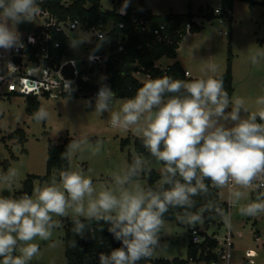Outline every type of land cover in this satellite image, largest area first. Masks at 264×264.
I'll return each mask as SVG.
<instances>
[{
	"label": "clouds",
	"instance_id": "obj_1",
	"mask_svg": "<svg viewBox=\"0 0 264 264\" xmlns=\"http://www.w3.org/2000/svg\"><path fill=\"white\" fill-rule=\"evenodd\" d=\"M128 4L124 0L121 14ZM40 11L38 0H0V50L24 48L17 25L32 22ZM86 42L76 38L69 46ZM104 42L106 37L96 50ZM262 59L264 47L249 56L253 65ZM5 65L15 68L10 61ZM208 69L215 73L218 66ZM106 79L101 77L94 104L90 99L86 106L100 116L110 113L113 128L131 130L141 140L150 157L163 164L159 180L155 185L141 182L150 169L147 158L138 154L109 172L107 182L94 183L84 169L69 167L34 187L31 195L0 196V264H30L40 252L33 241H49L62 227L55 217L70 218L72 232L81 238L92 222L108 225L120 246L101 252L99 264H140L160 246L164 217L172 209H181L176 219L190 227L202 223L205 212L230 221V212L212 199L197 207L195 198L208 197L212 188L228 187L229 203L239 205L240 215L264 213V96L256 99L258 110L249 112L243 98L229 96L222 77L205 73L184 80L163 75L145 80L134 96L123 98L119 109L113 110L116 94L103 83ZM64 86L69 94L75 91L71 81ZM32 115L43 122L49 113L41 107ZM101 144L99 140L93 144L89 137L73 139L61 158L70 161L86 147L96 155ZM18 174L9 168L0 173V182L10 185ZM241 189L256 191L255 200L239 204L246 195ZM70 245L76 247V241Z\"/></svg>",
	"mask_w": 264,
	"mask_h": 264
},
{
	"label": "rangeland",
	"instance_id": "obj_2",
	"mask_svg": "<svg viewBox=\"0 0 264 264\" xmlns=\"http://www.w3.org/2000/svg\"><path fill=\"white\" fill-rule=\"evenodd\" d=\"M102 8L111 10L116 4L120 9L124 0H100ZM137 1H134L136 4ZM201 6H209L210 9L222 7L221 0H151L148 7L157 14L186 13L192 10L196 14V21L203 25L200 32H188L180 44L179 57L183 66L188 69L191 77L200 78L208 75L220 76L227 70L229 52L232 53L233 96L241 97L249 112H256L258 105L257 97L264 96V59L259 64L253 65L249 56L258 47H264V6L251 4L248 0H234L231 12L217 16L212 20L206 19L199 12ZM46 15L37 14L32 22H24L17 25V28L25 31L26 34L35 31L38 26L44 25ZM231 17V19H230ZM228 31V33H225ZM98 30L95 28L68 29L67 35L72 39L80 38L88 40L76 47H70L69 58L77 62L80 70L83 62L88 60L91 53L88 47H97L100 40L97 39ZM99 49L104 53V57L109 54V43H103ZM5 58L0 54V77L7 76ZM174 59L164 56L156 65L165 68L172 64ZM30 64V65H29ZM217 65L215 73L209 71V65ZM42 68V64L29 63L23 67L26 74H37ZM102 69L95 73H83L82 78L89 83L98 84L101 77H104ZM135 76L141 81L148 79V75L136 72ZM16 82V89L21 90L19 78L4 79L0 86L3 93L0 100V173H6L9 168L18 170V176L9 185L0 182V196L15 197L29 175H45L47 172L48 150L51 144H61L66 138L82 139L89 137L94 144L101 141V150L93 155L87 147L73 155L69 167L73 169L82 168L86 175L93 178L94 183L107 182L108 173L118 171L121 167L133 159L138 153L134 141L137 136L131 131H124L113 128L110 124V113L100 116L93 112V108L86 106L85 102L93 96H73L72 94L60 95L58 91L51 95L39 90L36 94L43 107L49 113L48 118L43 122H37L33 115L27 111L28 103L26 94H9L11 90L10 82ZM78 90V87H74ZM127 97H119L113 104V110H118L121 100ZM22 129L23 138L13 134ZM130 139L129 143L123 145V141ZM145 157V156H143ZM148 167L151 170L161 172L163 164L153 159H148ZM53 175H58V170L53 171ZM148 173L142 176L141 182L147 184ZM47 181L35 180V187L42 186ZM246 195L239 204L249 203L255 200L257 195L252 194V189L244 190ZM225 197L228 193L224 188ZM264 191V189L262 190ZM239 205H232L231 216L228 223L218 219L210 228L202 227V231H207L208 235L216 233L219 241H223L227 232H233V261L231 264H244L243 258L248 248L256 251L255 264H264V213L255 216H243L238 211ZM62 222V227L54 230L49 241H42L37 238L35 243L39 244L40 252L30 264H65L66 242L65 223L68 218L55 217ZM164 225L160 232L161 242L153 256L159 258H186L188 246L191 239L190 226L179 224L175 220H164ZM55 243V247H51ZM199 264H208L200 261ZM218 264H227L219 262Z\"/></svg>",
	"mask_w": 264,
	"mask_h": 264
},
{
	"label": "trees",
	"instance_id": "obj_3",
	"mask_svg": "<svg viewBox=\"0 0 264 264\" xmlns=\"http://www.w3.org/2000/svg\"><path fill=\"white\" fill-rule=\"evenodd\" d=\"M129 0L128 7L126 8V14L120 13V7L118 4L113 9H103L100 0H38L40 9L44 12H48L49 15L58 21H66L69 19H79L83 23L84 29L95 28L105 32L104 38H107L109 43V54L104 57V53L97 47H88L87 50L91 53V60H85L83 62V68L79 77L72 83L73 88L78 87L71 94L73 96H93L100 87V83L94 84L84 81L82 78L83 73H95L102 69L104 65L103 73L107 79L103 83L108 84L115 94L119 97L130 98L135 95L136 90L141 87L144 81H141L135 76L136 72H142L148 75V78H155L163 75H169L176 79H198L194 77H188L185 75V69L179 60L174 61L172 64L165 68H161L156 65V61L164 56L176 59L178 56V48L184 37L188 32H200L203 25L196 21V14L192 10L186 13H167V14H155L148 7V3L151 0ZM234 0H221L223 12L221 14H215L213 9L209 6H201L199 12L208 19L212 20L217 16H223L227 12H231ZM252 5L255 4L253 0H248ZM231 19V17H230ZM22 28V27H21ZM17 28L22 34V37L26 35L25 31ZM160 29V34L154 33L156 29ZM42 26L37 27V31H41ZM48 32L52 38L49 41L50 51L53 54V59H47L51 66H59L64 58L68 56L70 49L69 42L71 38L64 32L57 31L54 27H49ZM102 38V39H104ZM97 39H101L98 38ZM60 42V47H55V43ZM106 43V42H105ZM123 46L122 50L119 47ZM38 49H42L41 46ZM27 53L30 51L27 50ZM42 52V50L40 51ZM3 52L0 50V54ZM34 57V54H31ZM41 57H39L40 59ZM38 59V60H39ZM233 55L229 52L228 67L225 73L218 77H222L224 81V87L227 90L230 97L233 96V70H232ZM20 61L19 58L16 59ZM9 94H19V92L10 91ZM50 95L49 93H47ZM69 94L68 91L61 92L60 95ZM3 93L0 90V100ZM26 100L28 103L27 111L29 114H33L40 108V102L38 95L35 93L26 94ZM19 133V135H18ZM13 134L23 137L22 129L15 131ZM69 137L66 138L61 144H51L48 150L47 160V172L45 175H29L24 181L22 189L15 194V198H18L24 193L32 194L35 187V180L49 181L53 176L54 170H60L62 168H69L70 161L61 158V154L66 150V146L72 141ZM24 139H22V142ZM130 139L123 141L124 144H128ZM135 148L138 153L142 154L148 159L150 157L147 150L143 147L141 140L137 137L134 141ZM132 158L129 159L131 162ZM160 173L151 170L148 173L147 185H155L159 180ZM210 183V181H206ZM254 193L256 191H253ZM197 207H200L206 202L207 199L216 201L226 212L229 211V205L220 199V189L212 188L208 197H196ZM182 211L181 209H172L165 214L164 220H175L176 213ZM195 211V209H193ZM220 220V216L214 212H205L204 220L202 223H198L196 226H210L217 220ZM223 222V220H222ZM71 219L68 218L65 223V242H66V256L65 264H99V254L101 252L107 254L113 248L119 247L120 242L116 241L112 234L108 232V225L97 224L92 222L89 225V231L85 232L83 238L74 235L72 232ZM205 236V240L200 243H194L191 239L188 246V255L186 258H159L153 256L150 260L141 261L140 264H191L192 261H216L218 259V253L216 249L219 245V240L216 237V233L208 235L207 231H202ZM76 241L77 246L72 247L70 242Z\"/></svg>",
	"mask_w": 264,
	"mask_h": 264
},
{
	"label": "built area",
	"instance_id": "obj_4",
	"mask_svg": "<svg viewBox=\"0 0 264 264\" xmlns=\"http://www.w3.org/2000/svg\"><path fill=\"white\" fill-rule=\"evenodd\" d=\"M42 1V0H40ZM255 4L263 5L264 6V0H253ZM215 14H221L223 12L222 7L213 9ZM42 15H46V22L44 25H41L43 29L41 31H37V28L35 31H32L31 33L26 34L24 37H21L25 47L22 49L13 50L8 53L2 54L6 59L9 58V61L11 64L15 66L13 68L11 65H5V68L7 70V76L6 77H0V86L4 82V79H13V77L19 78L21 90L16 89V82H10L11 90L15 92H20L24 94L28 93H37L39 90H43L45 93H49L50 95L54 92L58 91L59 94L61 92H66L65 89V82L71 81L72 83L74 81L70 79H66L61 70L62 67L67 63H72L75 68V75L76 79L79 77L81 70L77 66V62L73 58H69L67 56H64L61 64L59 66H51L47 59H53V54L50 51L49 47V41L52 38L51 34L48 32L49 27L56 28L57 31H62L65 34H67L68 29H76L78 27H82L83 23L79 19H69L66 21H58L57 19L51 17L48 12L40 11ZM123 14H126V10ZM98 30V29H97ZM155 34H160V29H156L154 31ZM225 33H228L226 31ZM105 32L98 30L96 36L98 38H104ZM31 38V40L29 39ZM41 46V50L38 49ZM55 47H60V42L55 43ZM123 46L119 47V50H122ZM29 50L30 52L27 53L26 51ZM31 54H34V57H31ZM39 57H41L39 59ZM19 58L20 61H17L16 59ZM39 59V60H38ZM26 61L29 63L36 64L37 66H40L42 64V68L40 69L37 74L30 73L26 74V70H23L24 65L26 64ZM30 65V64H29ZM139 72V71H138ZM185 75L188 77H191L192 73L186 69ZM263 189H261L262 191ZM191 233H192V240L194 243H200L203 240H205V236L202 234V227H190ZM218 239V238H217ZM219 240V239H218ZM233 232L229 231L227 232L226 236L224 237L223 241H219V245L216 249V252L218 253V259L216 261L207 262L208 264H218L219 262H226L227 264H231L233 261ZM255 255L256 251L253 248H248L245 252L243 263L244 264H255ZM203 261V260H201ZM200 261H192L191 264H199Z\"/></svg>",
	"mask_w": 264,
	"mask_h": 264
},
{
	"label": "water",
	"instance_id": "obj_5",
	"mask_svg": "<svg viewBox=\"0 0 264 264\" xmlns=\"http://www.w3.org/2000/svg\"><path fill=\"white\" fill-rule=\"evenodd\" d=\"M61 72L66 79H70L72 81L76 80L75 68L72 63L65 64L62 67Z\"/></svg>",
	"mask_w": 264,
	"mask_h": 264
},
{
	"label": "crops",
	"instance_id": "obj_6",
	"mask_svg": "<svg viewBox=\"0 0 264 264\" xmlns=\"http://www.w3.org/2000/svg\"><path fill=\"white\" fill-rule=\"evenodd\" d=\"M150 10L152 11V9L150 8ZM153 12V11H152ZM154 13V12H153ZM155 14H157V13H155ZM196 33V32H195ZM183 41V40H182ZM182 43V42H181ZM180 43V44H181ZM180 48V47H179ZM178 48V56H177V58L176 59H174V58H172V59H174V61H176V60H179L180 62H181V59H178V57H179V49ZM173 61V62H174ZM182 64V63H181ZM182 66H183V64H182ZM184 67V66H183ZM184 69L186 70V68L184 67ZM233 79H234V76H233ZM234 92H235V89H234ZM227 189H228V193H226V195H227V197H225L224 195H225V191H224V188H220V199L223 201V202H225V203H227L228 205H229V210H230V208H231V206L232 205H230V203H229V188L227 187ZM252 194L253 195H257L258 193L257 192H253V190H252Z\"/></svg>",
	"mask_w": 264,
	"mask_h": 264
}]
</instances>
